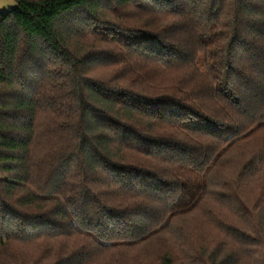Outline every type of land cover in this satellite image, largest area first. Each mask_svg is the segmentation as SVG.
Returning <instances> with one entry per match:
<instances>
[{"label": "trees", "instance_id": "obj_1", "mask_svg": "<svg viewBox=\"0 0 264 264\" xmlns=\"http://www.w3.org/2000/svg\"><path fill=\"white\" fill-rule=\"evenodd\" d=\"M17 1L0 264H264V0Z\"/></svg>", "mask_w": 264, "mask_h": 264}, {"label": "rangeland", "instance_id": "obj_2", "mask_svg": "<svg viewBox=\"0 0 264 264\" xmlns=\"http://www.w3.org/2000/svg\"><path fill=\"white\" fill-rule=\"evenodd\" d=\"M17 6H18L17 0H0V11H8V10L16 8ZM152 259L154 258L151 257L149 261Z\"/></svg>", "mask_w": 264, "mask_h": 264}]
</instances>
